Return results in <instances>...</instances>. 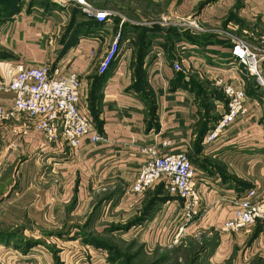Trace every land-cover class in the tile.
Here are the masks:
<instances>
[{
  "label": "crops",
  "instance_id": "crops-1",
  "mask_svg": "<svg viewBox=\"0 0 264 264\" xmlns=\"http://www.w3.org/2000/svg\"><path fill=\"white\" fill-rule=\"evenodd\" d=\"M46 1L0 0V55L6 56L0 58V80L8 81L17 64L47 65L51 72L63 74L75 72L84 113L103 141L92 144L84 139L78 149L72 150L61 139L51 144L45 142L34 130L36 121L25 115L2 122L0 198L10 193L12 183L18 184L4 203L14 204V210L22 214L18 216L21 220H30L41 230L58 227L73 216L76 207L85 208L90 195L107 186L120 191L107 204L109 209L131 207L133 200L138 201L146 193L140 196L131 193L141 163L139 150L154 144L160 147L161 142L169 140L172 151L186 152L196 172L198 215L185 234L218 235L209 259L212 264H226L236 252L243 253L242 261L264 257L261 224L237 233L220 231L231 214V201L244 191L242 185L256 188L264 200V91L231 57L229 41L205 39L187 31L173 33L175 39L171 40L168 35L159 36L150 47L145 41L135 46L123 39L119 55L97 88L94 78L98 62L120 27L110 21L99 24L87 19L69 25L70 19L65 25L64 11ZM131 1L137 5L133 12L146 14L152 4L159 3L171 17H193L205 25L219 26L232 15L264 29V0H209L199 11H195L196 7L204 0ZM89 22L93 24L88 25ZM65 26L72 28L64 35ZM261 59L260 71L264 76V55ZM173 63L218 91L216 80L233 83L241 79L247 96V116L237 119L214 142L204 141L211 128L199 139L196 130L203 110L198 108L189 87L174 85ZM11 97L10 93L0 91L1 104L7 105ZM225 103L223 96L222 112ZM20 159L23 161L18 163ZM171 198L142 224L123 234L146 231V244H160L162 232H177L183 222L181 204ZM70 243L78 248L74 242L65 245ZM72 246L67 245L71 251L60 253L63 264H109L91 247L82 249L85 255L75 261L72 256L77 249L73 251ZM3 248L0 244V250ZM17 252L10 248L0 251V262L27 264L23 262L27 257ZM29 264L41 262L33 260Z\"/></svg>",
  "mask_w": 264,
  "mask_h": 264
},
{
  "label": "rangeland",
  "instance_id": "rangeland-1",
  "mask_svg": "<svg viewBox=\"0 0 264 264\" xmlns=\"http://www.w3.org/2000/svg\"><path fill=\"white\" fill-rule=\"evenodd\" d=\"M86 1L96 10H107L113 13L110 22L117 24L118 27H120V31L116 32L112 40L120 36V42L124 39L136 46L145 41L146 46L150 47L154 45L152 42L156 43V39L159 36L164 37L168 35L169 40H171L175 39L174 34L177 32L186 33L185 31H187L193 35H200L205 39L208 37H216L224 41H229V38L235 36L245 41L248 40V43L250 42L249 40H251L250 43L253 42L252 44H255L254 46L258 50V56L264 54V29L262 26L247 23L245 20L234 18L232 15L228 16L224 21L222 20L223 22L219 26H210L196 21L193 17H171L168 12L164 13L159 3H157L156 6L152 4L151 11L145 14L133 12L132 8H137V5L134 6L131 0H109V3L106 2L107 0H101L103 2L100 3L96 2L98 0ZM168 1L169 0H167V2ZM208 1L209 0H204L199 3L195 11H199L200 8L206 6ZM59 8L64 11V18L66 20L65 25H68V20L70 19L69 25H72V21L77 20L81 22L86 19L78 6L65 4L59 6ZM229 24H231V26ZM70 27L71 26H69V28ZM69 28H66V31L63 30L65 31L64 35L67 34ZM183 71L184 73L176 72L174 85L184 86L183 80L179 81V78L183 77L184 82L194 87V99L199 105L198 108L203 110L196 130V132L199 133L206 121L209 119L212 120V118L215 117L220 118L223 97L221 98L222 94L220 91L207 94L213 92L214 89L209 82L201 81L196 75H189V72ZM204 119L206 121H204ZM214 124L208 125V128H212ZM218 137L219 136H217L216 139H218ZM22 161L23 159H20L18 163ZM13 181L14 179H12V182ZM1 183L4 185V181H1ZM17 187V183H12L8 189L10 193L7 191L8 195L0 198V234H3L1 235L2 237L0 236V244L4 247L3 250L0 251H6L7 248L18 251L17 253L21 256L27 257L23 260L24 263L29 264L34 260L40 261L41 264H63L60 262V253L63 251H71L69 250L70 248H67V245L72 246L73 244L70 243L65 245V243L74 242L78 247L75 248V246H72L73 251L77 249L74 251L75 256H72L75 261L78 258H83L85 254L82 249H85V247L93 248L97 255L109 260L110 253L107 249L105 250V247H107L114 248V251L118 253L117 255L114 254L116 264H212L209 262V259L218 243V235L215 233L197 236L186 235L185 231L187 230H184V228L186 229L187 226H184L182 222L177 232L174 234H168L167 231L162 232V234H167V236L164 237V235H160V244H146V231L123 234L122 231L118 232L115 230L118 226L127 227V223L147 213L146 211L149 209V207H147L148 201L151 199L153 194L151 191L154 188L150 190V192H146L138 201L134 202L133 200L131 207L129 206L128 208L116 210L114 208L109 209V205L105 204V202L102 205L101 203L109 195H112L114 199L117 198L120 191L114 190L112 186L100 188L94 194L90 195L91 198L87 201L85 208L81 209L82 206L79 208L76 207V209L72 211L75 213L77 212L76 215L73 213V216L66 218L56 228L50 227L47 229L46 225H44V227H46L45 230H41L36 228V225H32L30 220H21L18 216L22 214L14 210V204L4 203L6 200L10 199L11 192L16 191ZM23 206L25 207L26 205ZM159 207L160 205L157 204L155 208H152L150 212H148L146 217L155 214ZM5 215L8 217L6 220H4ZM50 222V224H52L53 220H50ZM164 238L165 244L163 242ZM75 241H77L78 244H76ZM100 243L105 245L101 246ZM141 245H143V247H141ZM98 246L104 248L102 249ZM240 254L242 255L241 257H239ZM31 256H38L40 258L39 260H35ZM242 257V252H236L231 255V258L226 260V264H264L263 255L251 259L247 258L246 261H242ZM0 264L2 263L0 262Z\"/></svg>",
  "mask_w": 264,
  "mask_h": 264
},
{
  "label": "built area",
  "instance_id": "built-area-1",
  "mask_svg": "<svg viewBox=\"0 0 264 264\" xmlns=\"http://www.w3.org/2000/svg\"><path fill=\"white\" fill-rule=\"evenodd\" d=\"M50 1L58 7L65 4L78 6L86 18L99 24L109 22L113 17L111 11L96 10L86 0ZM229 39L231 57L264 91V76L260 71L264 54L258 56L257 48L240 37ZM120 50V36H117L99 60L98 74H104L110 68ZM90 55L93 56L94 52L91 51ZM172 68L175 72L184 73L177 63H173ZM214 85L222 92L226 103L220 118L207 132L205 142L214 141L237 119L248 114L247 96L241 79L233 83L216 80ZM0 91L12 96L7 105L0 102V124L25 115L36 121L34 130L45 142L51 144L61 139L72 150L78 149L84 139L92 144L103 141L92 130V124L84 113L79 94L80 81L73 71L63 74L56 70L51 72L47 65L17 64L8 81L0 80ZM139 152L141 163L131 193L140 196L162 185L168 196L180 202L183 225L187 226L184 230H187L198 215L199 198L195 190L196 172L186 152L172 151L169 140L161 142L160 147L155 144L142 147ZM231 204V214L220 228L222 233L246 231L257 223L264 228V200L260 199L256 188L244 190Z\"/></svg>",
  "mask_w": 264,
  "mask_h": 264
},
{
  "label": "trees",
  "instance_id": "trees-1",
  "mask_svg": "<svg viewBox=\"0 0 264 264\" xmlns=\"http://www.w3.org/2000/svg\"><path fill=\"white\" fill-rule=\"evenodd\" d=\"M46 4H52L51 3V1H46L45 2ZM54 5V4H53ZM84 16V15H83ZM85 17V16H84ZM86 18V17H85ZM88 21H91V20H93V19H88V18H86ZM90 24H93V22H89V24L88 25H90ZM71 28H72V26H71ZM145 29V28H144ZM144 29H143V31H144ZM0 58H6V56L5 55H0ZM107 72V71H106ZM105 72V73H106ZM104 73V74H105ZM104 74H101V75H98V74H96V77L94 78V84H97L96 85V87L98 88L99 87V85H98V83L100 82V80H101V78H102V76L104 75ZM180 80H183V85L184 86H186V87H189L190 88V91L192 92V93H194V87L193 86H191V85H188V83H186V82H184V79H183V77H181V78H179V81ZM187 84V85H186ZM218 92V90H214L213 89V92H211V93H207V94H213L214 92ZM220 91V90H219ZM221 92V91H220ZM221 94H222V92H221ZM223 97V95H221V98ZM218 117H215V118H212V120L211 119H209L208 121H206L205 119H204V121H206V123H205V125L201 128V130L199 131V133H198V137H199V139H201L203 136H204V134H205V132L210 128H208V125L210 126V124L212 125V124H214V122H216V121H218ZM242 187V189L243 190H246V189H248L249 187H247V185H242L241 186ZM163 188V189H162ZM163 190V191H162ZM151 192H153V194H152V196H151V199H149V201H148V206L147 207H149V209L146 211L147 213H145L142 217H138L137 219H133L132 221H130L129 223H127L128 224V226L127 225H124V226H127V227H117L115 230L116 231H118V232H120V231H122L123 233L124 232H126V231H128L131 227H134V226H137V225H140V224H142L144 221H145V219L147 218V217H149V216H147L146 217V215L148 214V212H150V210L152 209V208H155L156 207V205L158 204V205H160V204H163L164 202H166L167 200H170V199H172L171 197H169L168 195H167V193L165 192V190H164V187L162 186V185H157ZM165 192V193H164ZM105 202V204H108L109 202H112V195H109L108 197H106L103 201H102V203H101V205L103 204ZM100 205V206H101ZM102 209V208H101ZM145 218V219H144ZM115 231V232H116ZM1 235H3V234H0V236ZM4 235H8V234H4ZM2 237V236H1ZM133 240H135V239H133ZM100 245L101 246H104L105 244H103V243H100ZM99 247V248H104V247ZM141 247H143V245H141ZM107 249V251L110 253V259L108 260V263L109 264H112V263H114V264H116V261H115V259L116 258H114V254H118L116 251H114V248H107V247H105V250ZM195 262V261H194ZM194 264V263H193Z\"/></svg>",
  "mask_w": 264,
  "mask_h": 264
}]
</instances>
